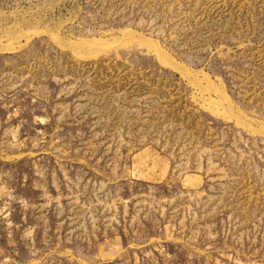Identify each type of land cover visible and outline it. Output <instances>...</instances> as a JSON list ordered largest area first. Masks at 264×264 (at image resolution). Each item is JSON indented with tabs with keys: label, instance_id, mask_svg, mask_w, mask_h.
<instances>
[{
	"label": "rangeland",
	"instance_id": "374dc122",
	"mask_svg": "<svg viewBox=\"0 0 264 264\" xmlns=\"http://www.w3.org/2000/svg\"><path fill=\"white\" fill-rule=\"evenodd\" d=\"M0 264H264V0H0Z\"/></svg>",
	"mask_w": 264,
	"mask_h": 264
}]
</instances>
